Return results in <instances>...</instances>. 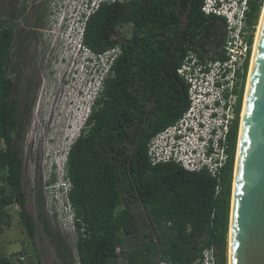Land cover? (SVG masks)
<instances>
[{
    "label": "trees",
    "instance_id": "16d2710c",
    "mask_svg": "<svg viewBox=\"0 0 264 264\" xmlns=\"http://www.w3.org/2000/svg\"><path fill=\"white\" fill-rule=\"evenodd\" d=\"M202 3L135 0L102 5L87 23L84 44L93 53L116 46L120 53L103 82L99 108L67 156L66 176L71 184L68 200L86 235L75 243L78 264H153L158 245V261L194 264L202 250L214 247L216 264H224L238 117L228 135V160L221 170L217 195L216 180L207 173L188 172L174 163L151 166L146 158L150 139L173 125L188 108L187 86L177 74L188 52L201 61L207 54L213 61L224 60L219 51L224 20L204 15ZM247 4L245 22L252 29L262 0H248ZM185 12L186 26L178 31L180 16ZM125 25H130L127 39L117 31ZM14 35L12 25L0 22V234L9 226L6 208L15 204L25 236L33 239L36 223L25 209L22 158L14 147L19 109L12 99L14 82L8 75ZM153 97L154 105L146 114L145 102ZM125 194L146 212L157 242L148 223H138L125 206ZM38 216L52 238L43 214ZM77 228H81L78 223ZM55 251L63 264H70L59 236ZM0 264L13 263L8 257H0Z\"/></svg>",
    "mask_w": 264,
    "mask_h": 264
},
{
    "label": "built area",
    "instance_id": "2783aa9c",
    "mask_svg": "<svg viewBox=\"0 0 264 264\" xmlns=\"http://www.w3.org/2000/svg\"><path fill=\"white\" fill-rule=\"evenodd\" d=\"M131 1L135 0H64L51 5L49 23H65L64 30L59 33L60 39L76 53V58L96 60L94 74L99 88L118 46L100 54L93 53L84 44L87 23L102 5ZM219 1L223 4L217 7V0H203L201 11L206 16L214 15L224 20V38L219 49L224 60L213 61L205 56L201 61L194 53L187 54L177 74L187 86L188 108L173 125L154 135L146 146V158L151 166L174 163L188 172H205L216 180L215 195L220 192V174L228 160V135L241 115L242 106L237 113V105L254 35V27L251 29L245 22L248 0ZM55 165L58 180L50 183L47 189L61 227L75 244L80 236H86L84 227L68 200L71 184L66 166ZM77 223L81 225L79 230ZM120 252L117 248L116 253ZM157 264L173 263L158 261ZM194 264H216L214 247L202 250Z\"/></svg>",
    "mask_w": 264,
    "mask_h": 264
},
{
    "label": "rangeland",
    "instance_id": "374dc122",
    "mask_svg": "<svg viewBox=\"0 0 264 264\" xmlns=\"http://www.w3.org/2000/svg\"><path fill=\"white\" fill-rule=\"evenodd\" d=\"M18 4L20 6L22 0H0V22L13 25L16 33L11 56L13 62L18 63V67L15 74H11L12 71L8 69V75L12 78L15 87L12 99L17 102L19 109L14 147L22 158V191L26 198L25 209L36 223V233L33 239H28L19 221L17 205L8 206L6 212L9 226L3 227V232L0 234V257H8L13 264H18L19 261L22 264H63L55 251L59 236L66 245L70 264H76L75 244L60 225L47 187L58 180L55 164H59L60 167L62 164L65 166L69 148L82 135L78 127L86 109L82 105L83 99L77 95V89H82L85 80L88 87L90 80L84 74V60L76 58L78 57L76 53L69 49L70 46H67L62 38L60 39V34L56 33V30L52 33V35L56 34V37L51 47H35L34 54L30 55L31 48L34 47L26 48L23 30L25 21L22 14L14 20L10 18L13 10L19 8ZM263 6L264 0L253 28L252 50ZM117 31L127 39L130 36V25L119 27ZM206 56L210 59V55ZM250 60L242 86V103ZM91 78L93 81L97 79L95 74ZM239 125L240 118L237 138ZM2 146L0 141V147ZM39 213L46 219L52 238L44 231ZM227 252L228 234L226 255ZM17 255H20L22 260L15 259Z\"/></svg>",
    "mask_w": 264,
    "mask_h": 264
},
{
    "label": "water",
    "instance_id": "95a60500",
    "mask_svg": "<svg viewBox=\"0 0 264 264\" xmlns=\"http://www.w3.org/2000/svg\"><path fill=\"white\" fill-rule=\"evenodd\" d=\"M186 15L187 12L182 17L178 31L186 26ZM153 104L154 97L146 103V114ZM241 111L232 176L228 252L224 255V264L226 259L229 264H264V12ZM138 138L139 136L129 152L130 155L135 151ZM144 213L146 214L145 211ZM147 222L148 230L157 242L148 219ZM157 247L153 264L159 260L160 247Z\"/></svg>",
    "mask_w": 264,
    "mask_h": 264
},
{
    "label": "flooded vegetation",
    "instance_id": "af4514ba",
    "mask_svg": "<svg viewBox=\"0 0 264 264\" xmlns=\"http://www.w3.org/2000/svg\"><path fill=\"white\" fill-rule=\"evenodd\" d=\"M56 1L61 3L64 0H22V4L20 6L18 4L19 8L14 9L12 14L10 15L11 19L14 20L19 16V14H22L23 19L25 21V26H23L24 27L23 30L25 32L24 40H25L26 48L30 49V47L32 46L34 47L31 48L30 55L32 53L34 54L35 47L36 48L51 47L52 44H54V37H56L55 36L56 34L52 35V33L55 32L54 30H56V33H61L64 30V25H65L64 22L57 25H53L49 23V19H50L49 17L51 15L50 12L51 5ZM184 14L185 13H183L180 16L181 21ZM14 36L16 38V33ZM20 37L21 36H19V38ZM13 47H14V41L10 47V55H9L11 62L10 70L12 71L11 74L12 73L15 74L18 67V63L13 62V57L11 56ZM119 53H120V47L118 46V51L112 54L113 60L118 56ZM108 75L109 72L105 73L103 82L108 77ZM146 103L147 102H145V105ZM99 106L100 105L98 104V108ZM124 196L125 199L127 200V205L125 206L131 209V213L133 214L137 222L142 225L144 224V222H147L148 217L144 213V210L137 207V202L131 200L130 194H125Z\"/></svg>",
    "mask_w": 264,
    "mask_h": 264
},
{
    "label": "clouds",
    "instance_id": "9594fccd",
    "mask_svg": "<svg viewBox=\"0 0 264 264\" xmlns=\"http://www.w3.org/2000/svg\"><path fill=\"white\" fill-rule=\"evenodd\" d=\"M222 4H223V2H220L219 0H217V4H216L217 7L222 5ZM95 63H96V60H94L93 58L87 57L84 60V74H85L86 78H89L90 85H88V87H86L87 82H85L86 81L85 80L82 84V89L81 90H80V88L77 89V95L79 97L81 96V98L83 99L82 105H83L84 109H86V111L83 115V118H80V121H79L78 130L80 128L81 134L85 133V131L87 130V128H88L87 122H88L89 118L91 117L92 113L97 110L98 100H99L101 93H102L103 85H102V87L99 88V86L96 85V81L95 80L93 81V79L91 78V76L94 74ZM111 63H110V65H111ZM110 65H109V67H110ZM92 69H93V71H92ZM107 72H109V68H108ZM84 89H85V92H84ZM78 104L79 103L77 101V107H76L77 109L79 108ZM67 156H68V154H67ZM66 162H67V157H66ZM66 162H65V166H66Z\"/></svg>",
    "mask_w": 264,
    "mask_h": 264
},
{
    "label": "bare ground",
    "instance_id": "6f19581e",
    "mask_svg": "<svg viewBox=\"0 0 264 264\" xmlns=\"http://www.w3.org/2000/svg\"><path fill=\"white\" fill-rule=\"evenodd\" d=\"M263 12H264V6H263V9H262V12H261V18H262V16H263ZM261 18H260V20H261ZM259 25H260V21H259ZM259 25H258V27H257V32H256V34H255V38H254L253 50H254V46H255V42H256V38H257V34H258ZM253 50H252V55H253ZM251 60H252V57H251ZM251 60H250V66H251ZM75 66H76V64H75ZM247 83H248V80H247ZM242 112H243V111H241V117H242ZM227 264H229L228 261H227Z\"/></svg>",
    "mask_w": 264,
    "mask_h": 264
}]
</instances>
